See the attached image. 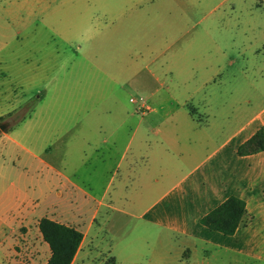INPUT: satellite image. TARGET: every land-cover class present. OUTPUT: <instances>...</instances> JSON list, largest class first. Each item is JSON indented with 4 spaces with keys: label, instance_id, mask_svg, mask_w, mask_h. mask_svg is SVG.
I'll return each mask as SVG.
<instances>
[{
    "label": "rangeland",
    "instance_id": "rangeland-1",
    "mask_svg": "<svg viewBox=\"0 0 264 264\" xmlns=\"http://www.w3.org/2000/svg\"><path fill=\"white\" fill-rule=\"evenodd\" d=\"M115 1L119 4L122 2L13 0L21 47L25 48L32 40L40 49H47L43 45L47 46L45 40H49L48 50L44 51L43 56L49 69L46 79L49 85L43 92L45 95H41H52L53 89L62 85L67 120L102 121L104 124L106 121H136L152 111L143 95L139 94L141 88L155 86L144 68H141V76L129 82V85L96 86L92 95L86 91L74 95L76 84L85 88L89 80H96L97 76L102 78L101 69L99 71L97 68V59L93 55H84L76 39L64 46L57 33L86 35L89 31L85 12L112 5ZM136 2L142 11L151 14H145L147 18L144 23L148 25L145 39L129 46L132 58L129 72L132 73L135 66H143L149 60L150 66L159 70L160 65H164L163 60L171 57L174 65L187 72V77L171 76V79H167L168 90H161L154 98L157 110L150 120L152 122L141 126L125 158L121 157V143H102L94 150L92 142L84 136L74 138V129L71 131L73 138L66 151L67 172L73 175L80 187H65L61 192H54L48 201L35 205L31 220L21 224L15 235L18 264H42L46 261L49 248L41 240L38 230L39 218L44 215L74 225L83 232V243L74 264H104L112 254L119 257V264H177L178 261L165 260L162 255L178 245L181 239L159 238L156 235L145 217L149 206L164 198L175 197L181 190L180 186L175 185L189 174L194 189L189 188L188 193H194L193 196L197 198L206 194L203 188L208 185L229 187L233 183H243L244 177L240 173L247 177V173L240 170H246L249 163L238 160L235 155L233 158L225 157L236 168L231 174L219 173L215 165H204L203 151L212 142L203 141L196 121H232L234 117H229V113L232 114L230 105L249 96L239 86L235 91L237 84L232 76L236 77L242 68L250 69L262 64L261 52L257 55L244 52L243 56L238 53L244 49L241 47L244 42L252 40L253 44H260L262 41L259 39L262 33L256 28L258 21L252 15L254 0H129L127 5L134 7ZM125 3L127 0H124ZM2 7L3 1L0 0V9ZM213 21L215 26L208 30V24ZM140 30L133 29L135 34ZM173 33L174 37L171 36ZM223 35L229 56L219 62L214 55L213 42L223 38ZM103 49L107 52L100 57L106 60L112 49L107 46ZM38 55L35 52V56ZM109 65L112 66L110 62H105L102 68L109 70L112 68ZM217 67L226 68V84L220 85V91L214 88L209 94L206 88L203 89V84ZM145 80L148 83L144 84ZM76 95L81 99L78 111L68 114ZM189 99H193L195 104L202 105L203 101L205 106L211 104L210 109L215 116L192 118L196 110L193 104H185ZM223 101L226 102L224 107ZM29 108L30 105H25L13 117ZM127 110L137 116L127 117ZM93 128L95 134L103 130L98 126ZM129 131L132 135L131 129ZM199 162L203 164L198 165L196 172L192 173L191 166ZM211 240L203 243L196 241L195 244L212 249L211 263L218 264L223 255L220 254V247L235 245V239L215 237ZM242 241L244 243L245 238Z\"/></svg>",
    "mask_w": 264,
    "mask_h": 264
},
{
    "label": "crops",
    "instance_id": "crops-1",
    "mask_svg": "<svg viewBox=\"0 0 264 264\" xmlns=\"http://www.w3.org/2000/svg\"><path fill=\"white\" fill-rule=\"evenodd\" d=\"M1 1L3 7L0 9V123H4L6 128L0 129V264H18V251L14 246L15 235L21 224H27L31 220L35 205L48 201L53 197L54 192H61L65 187L69 189L80 187L74 181L73 175L67 172L66 151L70 147L71 139L84 136L92 142L94 150L102 143L112 142L114 145L121 143V157L125 158L130 152L131 142L141 131V126L145 127L152 122L150 120L157 110L154 98L161 90L166 88L168 90L167 79H171V76L187 77V72L181 71L177 65H174L171 57L163 60L164 65H160L159 70L150 66L151 60H149L143 66L142 64L139 67L135 66L132 73L129 72V64L132 60L129 46L131 43H140L143 38L145 39V31L148 27L144 23L147 18L145 14H151L142 11L138 2L134 7L127 5L129 0L125 4L122 0L121 4L115 1L111 3L112 5L88 9L85 12L89 31L86 35L78 33L70 36V34L57 33L64 46L76 39L84 55H93L94 59H97L95 61L97 68L99 71L101 69L102 78L97 76L96 80H89L85 88L76 84L74 95L83 91L92 95L96 86L104 88V85L108 87V84L129 85V82H134L141 76V68H144L155 82V86L149 85L148 89L141 88L139 94L143 95L147 104L152 107V111L136 121H106L104 124L102 121L67 120L62 85L53 89L52 95L42 96L45 95L43 92L49 85L46 81L49 77V69L47 60L43 58L44 51L48 50L49 40H45L47 46L43 45L47 49H40V46L34 44L32 40L22 48L18 40L16 5L12 4L13 0ZM254 3L252 15H254L253 19L258 21L256 28L262 33L259 38L262 41L260 44H253L252 40H248L241 45L244 49L238 53L243 56L244 52L253 55L261 52L262 64L256 67L254 65L250 69L242 68L236 77L232 76L237 84L235 91L239 86L249 96L230 105L232 114L229 113V117L233 115L232 121H196L203 141L212 142L206 145L203 151L204 165L212 164L219 173L231 174L236 168L232 167L225 157L228 155L233 158L235 155L238 160H246L249 163L246 170H240L246 172L247 177L245 178L244 173H240V176L244 177L243 183H233L229 187L208 185L207 190L203 188L206 194L197 198L193 196L194 193H188L189 188L194 189L189 174L175 185L181 187L175 197L160 200L149 206L145 213L147 221L152 224L159 238L181 239L180 244L178 242V245L162 255L165 260L178 261L177 264H212V249L204 245L198 246L196 241L203 243L212 241L211 239L215 237L235 239V245L220 247V254L223 255L218 264H242V262L264 264V149L249 155L237 154V148L241 143L258 129L264 130V0H254ZM215 24L214 21L209 23L208 30ZM46 25L48 30H51L48 24ZM154 26L156 27V23ZM133 29L141 30L139 33L136 31L135 34ZM171 36L174 37V33ZM222 37L213 42L214 55L219 62L225 61L229 56L226 54L224 35ZM104 46L112 49L106 60L100 57L105 51L107 52L103 49ZM35 52L40 55L35 56ZM105 62H110L112 66H109L112 68L103 69ZM225 69V67H217L203 84V89L206 88L209 94L214 88L220 91V85L226 84ZM145 83L148 81L145 80ZM80 102V97L74 96L68 114L73 111L76 113ZM203 102L202 105L195 104L193 99H189L185 103L195 106L196 112L192 115L188 108L192 118L215 116V112L210 109L211 104L205 106ZM25 105H30V108L24 112L23 118L15 120L14 114ZM222 106H226L225 101L222 102ZM126 114L127 117L137 116L129 110ZM94 126L102 127L103 130H98V134H95ZM73 129L74 133L71 137ZM200 164L203 163L192 165L190 171L195 173L196 167ZM230 195L240 197L246 203L245 223L235 234L224 235L202 225L201 217ZM40 236L46 243L41 233ZM242 238H245L244 243ZM82 243L83 239L72 264ZM49 255L50 250L48 257ZM112 257L115 258V264H119V257L113 254Z\"/></svg>",
    "mask_w": 264,
    "mask_h": 264
},
{
    "label": "trees",
    "instance_id": "trees-1",
    "mask_svg": "<svg viewBox=\"0 0 264 264\" xmlns=\"http://www.w3.org/2000/svg\"><path fill=\"white\" fill-rule=\"evenodd\" d=\"M24 113L15 117L23 118ZM264 149V130L258 129L237 148L238 155H249ZM246 203L235 195L228 196L200 219L202 225L224 235H233L245 223ZM38 229L47 243L50 255L44 264H72L80 247L83 233L73 225L55 221L47 216L39 219ZM104 264H115L111 257Z\"/></svg>",
    "mask_w": 264,
    "mask_h": 264
},
{
    "label": "water",
    "instance_id": "water-1",
    "mask_svg": "<svg viewBox=\"0 0 264 264\" xmlns=\"http://www.w3.org/2000/svg\"><path fill=\"white\" fill-rule=\"evenodd\" d=\"M6 126L4 123H0V129L5 130Z\"/></svg>",
    "mask_w": 264,
    "mask_h": 264
}]
</instances>
